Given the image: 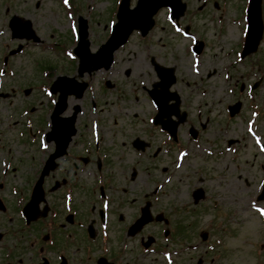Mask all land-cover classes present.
<instances>
[{
    "label": "rangeland",
    "instance_id": "1",
    "mask_svg": "<svg viewBox=\"0 0 264 264\" xmlns=\"http://www.w3.org/2000/svg\"><path fill=\"white\" fill-rule=\"evenodd\" d=\"M182 1L186 10L178 26L170 21L168 9L159 10L154 15V27L145 38L133 33L116 52L115 64L109 70L84 74L79 79L88 81L89 87L80 100L69 97L68 108L70 111L75 103L83 107L84 118L79 124L97 119L99 136L100 130L103 133L102 153H106L109 163L106 173L113 174L116 185L131 188L128 197L132 208L128 215L133 219L138 215L139 204L146 195L153 200L152 212H165L170 225H174L173 240L159 235L164 228L162 222L148 223L134 234L128 242L126 264H169V260L174 264H258L254 249H260V259L264 260V199L257 200L264 179V110L253 118L251 103L264 109V28L257 51L240 61L236 53L242 48L247 0ZM71 2L73 8L65 0H0V196L6 204L4 211L0 210V264H37L41 256L50 264H65L64 259L59 262L61 254L57 248L45 247L38 252L39 246L45 245L46 220L24 228L16 208L28 199L34 173L43 157L32 145L26 127V122L32 123V115L37 119L50 103L43 93L47 92L44 89L50 78L41 69L54 66L56 70L52 67L48 76L55 73L76 77V57L69 59L51 45L59 42L62 50L71 53L76 18L81 16L87 21L89 48L94 51L108 37L113 20L114 0ZM15 13L30 22L39 43L10 38L7 19ZM261 15L264 25V0ZM186 26L189 35L182 32ZM196 38L204 44L198 55L191 52ZM18 44H22L21 51L2 63L3 53ZM150 57L174 68L176 81L171 89L180 98V110L187 112L178 125L174 143L167 141L169 138L159 127L150 124L155 107L148 99H141L145 97L142 87L150 88L156 80ZM106 81L110 86L105 87ZM254 82L258 84L252 88ZM250 85L251 101L246 96ZM241 86L243 89L238 91ZM28 88V94H23ZM135 95L138 102H134ZM91 101L96 102L94 112ZM237 101L240 110L230 118L227 107ZM249 121L254 131L250 130ZM191 128L197 132L196 138L190 136ZM79 133L87 136L86 127ZM136 137L146 142L144 152L132 147L131 141ZM84 144L77 146L78 153L83 154ZM66 166V177L78 179L74 203L79 205V213L85 210L86 216L94 179L86 170L73 172L71 165ZM62 175L60 171L51 172L44 178L45 187L48 180V185L55 181L59 187ZM199 188L204 195L195 203L192 192ZM63 189L60 186L54 192H46L45 197L47 203L52 201V194L57 197L54 205L61 213ZM153 190L157 191L152 195ZM202 232L207 234L204 241ZM141 233L157 235L158 246L165 252L142 253L136 249V238ZM81 245L72 246L62 255L67 256L69 264H94V252L84 255ZM208 251L221 256L211 261Z\"/></svg>",
    "mask_w": 264,
    "mask_h": 264
},
{
    "label": "flooded vegetation",
    "instance_id": "2",
    "mask_svg": "<svg viewBox=\"0 0 264 264\" xmlns=\"http://www.w3.org/2000/svg\"><path fill=\"white\" fill-rule=\"evenodd\" d=\"M69 106L66 107L64 114H67L69 112ZM37 125L33 126L32 130V138L35 139V142L32 145H38L40 136L42 135V140L43 142L48 146L47 150L48 153L52 151L53 145H54V140L52 138L51 133H49L51 124L49 123L48 119L46 120H41ZM80 126L76 122L75 124V129L76 133L74 137L72 138L68 149H67V154L64 157V162L60 159L58 161L57 167L54 171H60L64 175L62 178L64 179L63 183L60 185L61 188H64L63 191L69 192L71 190L74 193L75 188L77 187L78 179H68L63 172V170H68L69 167L66 165L69 164L71 165V169L73 172H79L83 173L85 172V166L87 164L90 166H93V156L89 155L88 152L83 154L78 153L77 146H80L84 141L80 137H77V134H80ZM50 135V136H49ZM83 149V147H82ZM85 157V160H84ZM96 166L101 168V162H96ZM77 166V167H76ZM41 165H39V168ZM118 172H115V175H117ZM36 175V173H35ZM34 175V177H35ZM113 174H110V176L106 177L104 180V183H100L98 185V192L101 197V199H106L109 204L110 208L107 207L103 210V207L99 205V202L96 200H93L90 208H89V213L92 216H88V222L86 225L82 222L84 221V215H85V210L83 212L79 213V209H77V215L73 214V217L71 219V222L66 221V213L63 212L62 216V222H60V225H63V230L66 232L69 229H73L72 232L75 234L77 237V240L80 239V244L84 246V236L86 235V229H93L94 232V245L93 248L90 247L91 250L94 252V258H93V263L97 264L98 259L105 258L106 261L112 263V264H126V255L130 252L128 249V242H130L131 235L128 233V228L133 222L132 215H128L129 209L131 210L132 208V199H129L128 193L131 190V188H128L127 186H118L116 183L113 181ZM54 182V181H53ZM49 184V180H48ZM47 184V189L49 186ZM59 186V187H60ZM101 186V189H100ZM58 187V188H59ZM54 192V191H53ZM49 193V191H48ZM53 195V194H52ZM50 196L52 198V201H49V209L50 211L53 210V206L56 201H58V198L55 196ZM64 198V194H62ZM131 200V201H130ZM92 210V211H91ZM162 213V218H166L169 221V216L163 212ZM88 215V214H87ZM111 218V219H110ZM107 222V228L110 231L109 233H106V236H103L101 233L100 226L101 224H105ZM91 229V230H92ZM148 236V234L146 235ZM146 236H144V233H141L140 236L136 238V249L142 248L143 250L147 252H156L160 253L158 248V243L157 240L159 239L158 236H154V240H152L151 244L144 248L142 242L146 239ZM169 239H172L173 233H169L167 235Z\"/></svg>",
    "mask_w": 264,
    "mask_h": 264
},
{
    "label": "water",
    "instance_id": "3",
    "mask_svg": "<svg viewBox=\"0 0 264 264\" xmlns=\"http://www.w3.org/2000/svg\"><path fill=\"white\" fill-rule=\"evenodd\" d=\"M170 0H139L137 7L133 11H129L127 6V0H125L121 7L120 12L118 13V17L120 20L119 26L117 25L114 34H120L118 36L114 35L109 42L104 46L106 48L105 51L101 52V54L97 55L96 58H88V63L93 62L91 68H97L100 66L108 67L110 64V53L117 46L120 41H124L127 35L133 28H140L142 34H145L149 27L152 25L151 15L156 9L162 4H169ZM178 2V0H175ZM171 7L173 9V4L171 3ZM182 12V8L180 7L178 10L173 9V14L178 16ZM248 21H249V31L247 37V48L244 50V53L250 52L254 50L258 44L260 39L261 31H262V23L260 18V0H250L249 8H248ZM125 22L126 28L123 26ZM29 26L28 23H25ZM81 57V65H84L85 57L83 53L79 52ZM85 66V65H84ZM155 70L160 78V81L156 83L154 89L151 91V96L155 103L159 107L161 115L163 113L170 114V110L166 105V102L170 99L169 95H175V93H169L168 88L174 82V77L172 74L171 68H164L154 63ZM159 87V90L157 89ZM237 106L233 107L231 112L232 114L237 110ZM173 109L178 108V99L176 102L172 104ZM172 109V108H170ZM160 117V116H159ZM182 120V119H181ZM162 126L170 131V133L174 134V129L176 123L172 126L166 123H163ZM25 212L27 214V219H32V199L29 204L26 206ZM44 215V214H43ZM146 221V220H144ZM143 220H139L137 225H141ZM42 264H46L45 262Z\"/></svg>",
    "mask_w": 264,
    "mask_h": 264
},
{
    "label": "snow or ice",
    "instance_id": "4",
    "mask_svg": "<svg viewBox=\"0 0 264 264\" xmlns=\"http://www.w3.org/2000/svg\"><path fill=\"white\" fill-rule=\"evenodd\" d=\"M65 3H67V0H65ZM69 55H71V54L69 53ZM261 212H262V214H264V210H261Z\"/></svg>",
    "mask_w": 264,
    "mask_h": 264
},
{
    "label": "bare ground",
    "instance_id": "5",
    "mask_svg": "<svg viewBox=\"0 0 264 264\" xmlns=\"http://www.w3.org/2000/svg\"><path fill=\"white\" fill-rule=\"evenodd\" d=\"M166 105H168V106H169V104H166Z\"/></svg>",
    "mask_w": 264,
    "mask_h": 264
}]
</instances>
